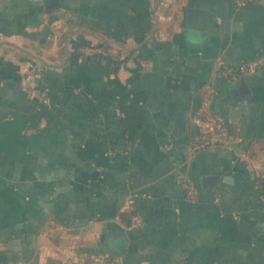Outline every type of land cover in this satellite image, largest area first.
<instances>
[{"label": "crops", "instance_id": "0c3cea01", "mask_svg": "<svg viewBox=\"0 0 264 264\" xmlns=\"http://www.w3.org/2000/svg\"><path fill=\"white\" fill-rule=\"evenodd\" d=\"M120 7L150 26L143 45L86 27L117 24ZM258 56L264 0H0V264H89L97 255L264 264V196L235 203L249 175L264 176V65L231 81L215 75L220 60ZM122 85L136 91L144 123L114 155L69 99L115 101ZM207 115L222 131L194 150L189 137ZM191 171L194 203L179 179ZM206 175L215 186L200 185Z\"/></svg>", "mask_w": 264, "mask_h": 264}, {"label": "trees", "instance_id": "16d2710c", "mask_svg": "<svg viewBox=\"0 0 264 264\" xmlns=\"http://www.w3.org/2000/svg\"><path fill=\"white\" fill-rule=\"evenodd\" d=\"M133 9L136 10L137 8ZM124 12L125 10H123V7H120L117 12V24L108 23L100 24L99 26L86 25V27L93 31L101 30L106 36L113 38L116 41H120V43L124 37L131 35L136 38V43L138 45H143L142 41H144L145 33L148 32L147 29H149L150 26H144L142 21L143 17L141 14H138V12L131 15L133 16V19H127ZM126 59L127 56L124 57L123 60L117 61V64L119 65L120 63L125 62ZM217 78L226 82V80H223L220 77ZM112 84H114V80L112 81ZM110 91L111 89L107 90L108 93ZM135 96L136 91L132 86L127 87L126 85H122L119 88L118 99L115 101L105 100L104 93L97 94L93 99H87L79 92L72 93L69 100L71 102L75 101V104L78 105L77 107H80L86 115L84 118L85 121L82 125L89 131L91 137L94 139H104L105 137H108L109 147L112 151L113 149H116L114 155H117L120 151L127 150L125 148H127L128 145L133 144L136 134L141 130L144 123V113L139 108L138 99ZM114 110L117 112L116 115L114 113L112 114V111ZM113 130L116 134L115 137H113L111 133ZM199 132L200 131L198 130L193 131V134L189 137V141H191L192 137ZM162 153L164 152L162 151ZM180 158L181 160L184 159L185 154H181ZM113 159H117V157H113ZM109 166L111 167V164H109ZM192 171L190 177L199 189L196 175H193ZM105 172L106 174L104 173V176L106 178H112V173L109 170ZM248 180L250 185L248 187L243 186L237 192L235 203L247 200L249 196L258 199L259 197L264 196V176L249 175ZM122 263L124 264L123 261Z\"/></svg>", "mask_w": 264, "mask_h": 264}, {"label": "built area", "instance_id": "2783aa9c", "mask_svg": "<svg viewBox=\"0 0 264 264\" xmlns=\"http://www.w3.org/2000/svg\"><path fill=\"white\" fill-rule=\"evenodd\" d=\"M251 0H232L236 7L246 5ZM264 65V56H258L252 60L241 61L237 63H226L218 61L215 65V75L226 81L235 80L240 76L251 75L256 73ZM203 129L191 139V145L194 150L205 149L215 141V135L218 131H222L221 120L215 116L207 115ZM172 145L170 143L160 146L163 152L170 151ZM183 189V198L187 202H196L198 199V188L190 178L188 172H184L179 176ZM67 264V263H65ZM89 264H123L118 258L107 255H97L93 257Z\"/></svg>", "mask_w": 264, "mask_h": 264}, {"label": "water", "instance_id": "95a60500", "mask_svg": "<svg viewBox=\"0 0 264 264\" xmlns=\"http://www.w3.org/2000/svg\"><path fill=\"white\" fill-rule=\"evenodd\" d=\"M48 33H49V28L48 27H45L43 29V31L41 32V41H44V39L46 38V36L48 35ZM242 87L245 88L243 82L240 84V87L237 90H235V94L240 95V97H243V94H244L241 91ZM224 181H227V180L225 179ZM216 182H217V176H215V175H206V176H202L200 178V185L202 187H212V186H215L216 185Z\"/></svg>", "mask_w": 264, "mask_h": 264}]
</instances>
